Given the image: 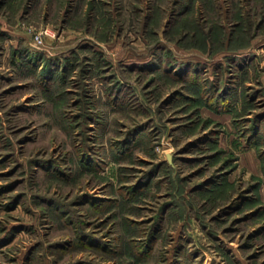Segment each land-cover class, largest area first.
<instances>
[{"label": "rangeland", "instance_id": "rangeland-1", "mask_svg": "<svg viewBox=\"0 0 264 264\" xmlns=\"http://www.w3.org/2000/svg\"><path fill=\"white\" fill-rule=\"evenodd\" d=\"M0 264H264V0H0Z\"/></svg>", "mask_w": 264, "mask_h": 264}, {"label": "built area", "instance_id": "built-area-1", "mask_svg": "<svg viewBox=\"0 0 264 264\" xmlns=\"http://www.w3.org/2000/svg\"><path fill=\"white\" fill-rule=\"evenodd\" d=\"M47 32H48L47 29H44V30H41L40 32H38L37 35H36L37 38L39 39L38 41H40V39H41V38H40V35H42V34H44V33H47Z\"/></svg>", "mask_w": 264, "mask_h": 264}, {"label": "trees", "instance_id": "trees-1", "mask_svg": "<svg viewBox=\"0 0 264 264\" xmlns=\"http://www.w3.org/2000/svg\"><path fill=\"white\" fill-rule=\"evenodd\" d=\"M37 60V58L35 59V61ZM48 60V59H47ZM46 61H43V63H42V67L43 66H46L47 65V62L45 63ZM48 62L51 64L52 63V61L51 60H48ZM49 63H48V65H49ZM53 67V66H52ZM45 68V67H44ZM46 72V74L49 72V71H45Z\"/></svg>", "mask_w": 264, "mask_h": 264}, {"label": "water", "instance_id": "water-1", "mask_svg": "<svg viewBox=\"0 0 264 264\" xmlns=\"http://www.w3.org/2000/svg\"><path fill=\"white\" fill-rule=\"evenodd\" d=\"M170 156L168 155V158H169Z\"/></svg>", "mask_w": 264, "mask_h": 264}]
</instances>
